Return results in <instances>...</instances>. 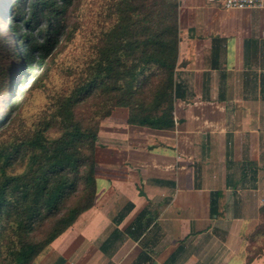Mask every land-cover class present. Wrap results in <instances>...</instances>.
Masks as SVG:
<instances>
[{"label":"crops","instance_id":"1","mask_svg":"<svg viewBox=\"0 0 264 264\" xmlns=\"http://www.w3.org/2000/svg\"><path fill=\"white\" fill-rule=\"evenodd\" d=\"M179 25L175 127L102 120L95 203L33 264H264V6L181 0Z\"/></svg>","mask_w":264,"mask_h":264},{"label":"trees","instance_id":"2","mask_svg":"<svg viewBox=\"0 0 264 264\" xmlns=\"http://www.w3.org/2000/svg\"><path fill=\"white\" fill-rule=\"evenodd\" d=\"M7 1L0 0V26L10 13L14 31L23 24L28 30L19 34L26 60L22 68L19 50L0 61V92L9 87L8 96L3 91L0 99V128L20 107L18 85L45 67L75 0ZM180 4L112 0L109 26L102 30L96 55L82 74L51 96L33 126L0 147V264H33L94 205L99 130L116 108L129 110L131 124L175 127ZM40 19L48 23L42 41L34 36ZM3 35L0 27V55ZM261 213L264 216V205ZM256 235L264 237V220Z\"/></svg>","mask_w":264,"mask_h":264},{"label":"rangeland","instance_id":"3","mask_svg":"<svg viewBox=\"0 0 264 264\" xmlns=\"http://www.w3.org/2000/svg\"><path fill=\"white\" fill-rule=\"evenodd\" d=\"M12 1L16 2V0ZM10 2L11 0L7 1L8 4ZM110 3L112 0L74 1L64 18L65 30L60 34L59 43L48 57L45 67L38 70L34 78L21 81L18 85L17 100L20 107L14 113L13 119L0 128V147L10 143L17 134H22L25 128L33 126L42 111L49 105L51 96L63 91L74 82L77 75L82 74L86 64L96 55V45L102 30L108 27L111 21L108 14ZM25 9L28 10V6ZM7 17L2 20L0 26L5 41L0 61H3L4 54L9 56L10 52L19 50L21 58H18L17 63L18 67L22 68L21 64L26 60L24 49L19 43V34L28 29L23 24L14 31L10 13ZM47 25L45 19L39 20L34 30V36L38 40L44 39ZM13 84L17 85V81ZM8 90L9 87L0 92V99L3 91L8 96ZM17 169L21 170L22 167L18 166Z\"/></svg>","mask_w":264,"mask_h":264},{"label":"built area","instance_id":"4","mask_svg":"<svg viewBox=\"0 0 264 264\" xmlns=\"http://www.w3.org/2000/svg\"><path fill=\"white\" fill-rule=\"evenodd\" d=\"M225 9L261 8L264 0H219Z\"/></svg>","mask_w":264,"mask_h":264},{"label":"clouds","instance_id":"5","mask_svg":"<svg viewBox=\"0 0 264 264\" xmlns=\"http://www.w3.org/2000/svg\"><path fill=\"white\" fill-rule=\"evenodd\" d=\"M8 18V17H7Z\"/></svg>","mask_w":264,"mask_h":264}]
</instances>
